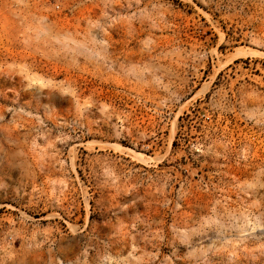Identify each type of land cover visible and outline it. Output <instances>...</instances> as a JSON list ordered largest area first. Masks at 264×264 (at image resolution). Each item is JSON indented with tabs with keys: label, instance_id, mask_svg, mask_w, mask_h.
<instances>
[{
	"label": "rangeland",
	"instance_id": "obj_1",
	"mask_svg": "<svg viewBox=\"0 0 264 264\" xmlns=\"http://www.w3.org/2000/svg\"><path fill=\"white\" fill-rule=\"evenodd\" d=\"M0 264H264V0H0Z\"/></svg>",
	"mask_w": 264,
	"mask_h": 264
},
{
	"label": "bare ground",
	"instance_id": "obj_2",
	"mask_svg": "<svg viewBox=\"0 0 264 264\" xmlns=\"http://www.w3.org/2000/svg\"><path fill=\"white\" fill-rule=\"evenodd\" d=\"M239 52L242 53V51H238V53H239ZM243 52H244V51H243ZM244 54H245V53H244ZM244 54H243V55H244ZM243 55H242V56H243ZM235 56H236V54H234L232 58H236ZM240 56H241V55H240ZM242 56H241V57H242ZM206 87H207V86H206ZM136 156H140V155L138 154V155H136ZM141 156H142V155H141ZM139 158H143V156H142V157H139ZM135 159H136V158H135ZM138 160H139V159H138ZM142 160L145 161L144 159H142ZM142 160H141V161H142Z\"/></svg>",
	"mask_w": 264,
	"mask_h": 264
}]
</instances>
